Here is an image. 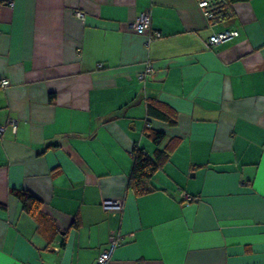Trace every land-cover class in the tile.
<instances>
[{"label": "crops", "instance_id": "crops-1", "mask_svg": "<svg viewBox=\"0 0 264 264\" xmlns=\"http://www.w3.org/2000/svg\"><path fill=\"white\" fill-rule=\"evenodd\" d=\"M147 9L150 43L128 27ZM232 10L209 24L199 0H0V123L18 120L0 136V264H95L117 235L110 264H264V0ZM225 29L238 37L208 47ZM136 146L170 151L143 192Z\"/></svg>", "mask_w": 264, "mask_h": 264}, {"label": "built area", "instance_id": "built-area-1", "mask_svg": "<svg viewBox=\"0 0 264 264\" xmlns=\"http://www.w3.org/2000/svg\"><path fill=\"white\" fill-rule=\"evenodd\" d=\"M199 6L202 9L204 15L206 16L209 24H214L222 19L225 16H232V4L229 0H199ZM77 16L80 19H85V14L81 11L77 12ZM152 13L150 9L143 11L139 14L135 20L129 22V29L139 33V34H147L148 42L153 38H160L162 33L153 28V19ZM239 31L237 29H225L223 31L213 33L207 41L208 47H212L216 44L226 42L233 38L238 37ZM103 65V64H101ZM100 65V66H101ZM155 71V66L152 60H147L144 66V70L138 74L139 80L143 81L150 77ZM11 79L6 75L0 74V87L8 88L11 85ZM17 119H11L7 125L11 126L13 131L17 130ZM149 124V123H148ZM6 124L0 123V136L6 131ZM182 199L184 201H192L196 198L186 192L181 193ZM105 208L107 209H121L122 205L118 201L108 202L105 204ZM123 237L122 235L114 236L107 248H105L99 255L95 264H110L113 258V254L115 249L122 243Z\"/></svg>", "mask_w": 264, "mask_h": 264}, {"label": "trees", "instance_id": "trees-1", "mask_svg": "<svg viewBox=\"0 0 264 264\" xmlns=\"http://www.w3.org/2000/svg\"><path fill=\"white\" fill-rule=\"evenodd\" d=\"M237 1L245 0H229L232 4ZM230 18V16H225L224 19ZM150 124V122H148ZM150 135L154 136V141L157 145L165 139V134L151 130ZM170 156V151H167L166 148L157 152L155 158L149 156L144 149L140 146H136L134 149V165L131 172L129 184L131 187H134L137 191H145L146 186L145 182L151 179L159 170L161 164L164 163ZM14 193L19 198L23 204L24 210L32 215H40L42 212V201L37 198L34 194L27 190H15Z\"/></svg>", "mask_w": 264, "mask_h": 264}]
</instances>
